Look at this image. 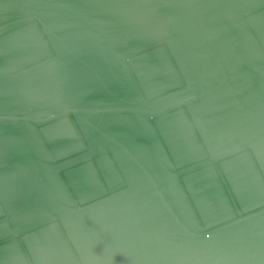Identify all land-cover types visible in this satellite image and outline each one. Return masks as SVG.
<instances>
[{"label":"water","instance_id":"95a60500","mask_svg":"<svg viewBox=\"0 0 264 264\" xmlns=\"http://www.w3.org/2000/svg\"><path fill=\"white\" fill-rule=\"evenodd\" d=\"M0 264H264V0H0Z\"/></svg>","mask_w":264,"mask_h":264}]
</instances>
